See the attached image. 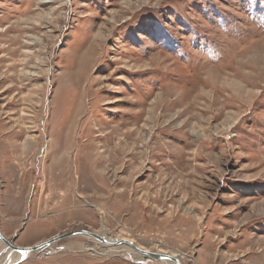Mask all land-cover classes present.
I'll use <instances>...</instances> for the list:
<instances>
[{
	"label": "rangeland",
	"instance_id": "obj_1",
	"mask_svg": "<svg viewBox=\"0 0 264 264\" xmlns=\"http://www.w3.org/2000/svg\"><path fill=\"white\" fill-rule=\"evenodd\" d=\"M0 229L264 264V0H0ZM122 251L16 264H163Z\"/></svg>",
	"mask_w": 264,
	"mask_h": 264
},
{
	"label": "water",
	"instance_id": "obj_2",
	"mask_svg": "<svg viewBox=\"0 0 264 264\" xmlns=\"http://www.w3.org/2000/svg\"><path fill=\"white\" fill-rule=\"evenodd\" d=\"M75 235H85V236H89L94 238L95 240H97L98 242L102 243V244H106L109 247H120L122 245H126V246H131L134 250L138 251L139 253H141L144 257L143 259H141V262H145L146 260H170L172 261L174 264H184L181 259L176 256L173 255L171 253H165V252H161V251H149L144 249L143 247L138 246L135 242L126 239V238H116V237H109L106 236L104 234H100L88 229H75V230H71V231H67L64 232L62 234L56 235L50 239H47L45 241H42L38 244H35L33 246H18L16 244H14L11 240H9L1 231L0 229V240L5 243L7 246H9L10 248H12L15 251H18L20 253H31V252H35L38 250H43L53 244H55L56 242L67 238V237H71V236H75ZM127 257L131 258L134 261L139 262L138 259H135L131 253L127 252L126 250L122 251ZM23 259H20V261H22ZM19 261V262H20ZM151 263V262H150ZM153 264V263H151Z\"/></svg>",
	"mask_w": 264,
	"mask_h": 264
},
{
	"label": "bare ground",
	"instance_id": "obj_3",
	"mask_svg": "<svg viewBox=\"0 0 264 264\" xmlns=\"http://www.w3.org/2000/svg\"><path fill=\"white\" fill-rule=\"evenodd\" d=\"M128 239V238H126ZM131 240V239H129ZM133 241V240H131ZM134 242V241H133ZM100 243V242H99ZM102 244V243H101ZM106 245V244H103ZM108 246V245H106ZM139 246V245H138ZM50 247V246H49ZM141 247V246H140ZM48 248V247H47ZM108 248H115V249H122V250H127L131 252V255L135 258V259H143V255L141 253H139L138 251L134 250L131 246H126V245H122L120 247H109ZM144 248V247H143ZM46 249V248H45ZM88 250H97L94 247H90L87 248ZM146 249V248H144ZM44 250V249H43ZM43 250H38L35 252H31V253H20L18 251L13 250L12 248H10L9 246H7L5 243H3L0 240V264H16L20 261V259H23L24 257H28V256H33V255H42ZM114 250V249H113ZM148 250V249H146ZM105 251V250H104ZM116 251V250H115ZM151 251V250H149ZM166 253V252H165ZM168 253V252H167ZM173 255H176L175 253H171ZM140 256V257H139ZM177 256V255H176ZM154 261V260H153ZM162 262L163 264H174L172 261L170 260H155L154 262ZM182 261V260H181Z\"/></svg>",
	"mask_w": 264,
	"mask_h": 264
}]
</instances>
